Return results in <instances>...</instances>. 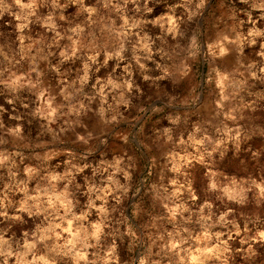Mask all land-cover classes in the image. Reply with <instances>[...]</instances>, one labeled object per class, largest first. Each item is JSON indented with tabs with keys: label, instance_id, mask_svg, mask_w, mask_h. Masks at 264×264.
Returning <instances> with one entry per match:
<instances>
[{
	"label": "rangeland",
	"instance_id": "374dc122",
	"mask_svg": "<svg viewBox=\"0 0 264 264\" xmlns=\"http://www.w3.org/2000/svg\"><path fill=\"white\" fill-rule=\"evenodd\" d=\"M0 264H264V0H0Z\"/></svg>",
	"mask_w": 264,
	"mask_h": 264
}]
</instances>
